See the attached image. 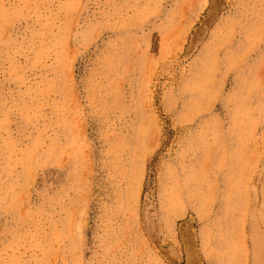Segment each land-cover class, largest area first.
<instances>
[{
  "label": "rangeland",
  "instance_id": "374dc122",
  "mask_svg": "<svg viewBox=\"0 0 264 264\" xmlns=\"http://www.w3.org/2000/svg\"><path fill=\"white\" fill-rule=\"evenodd\" d=\"M263 215L264 0H0V264H253Z\"/></svg>",
  "mask_w": 264,
  "mask_h": 264
},
{
  "label": "bare ground",
  "instance_id": "6f19581e",
  "mask_svg": "<svg viewBox=\"0 0 264 264\" xmlns=\"http://www.w3.org/2000/svg\"><path fill=\"white\" fill-rule=\"evenodd\" d=\"M212 9V8H211ZM251 240L253 244V251H252V262L253 264H264V256L262 255L264 245V235L260 231L252 230L251 231ZM255 262V263H254Z\"/></svg>",
  "mask_w": 264,
  "mask_h": 264
},
{
  "label": "crops",
  "instance_id": "0c3cea01",
  "mask_svg": "<svg viewBox=\"0 0 264 264\" xmlns=\"http://www.w3.org/2000/svg\"><path fill=\"white\" fill-rule=\"evenodd\" d=\"M263 217V220H264V215L262 216ZM264 243V242H263ZM255 263V262H254ZM256 264V263H255Z\"/></svg>",
  "mask_w": 264,
  "mask_h": 264
}]
</instances>
